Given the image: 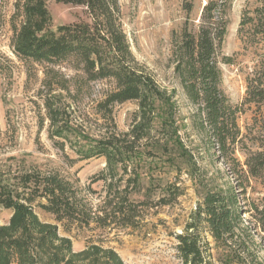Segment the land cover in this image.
I'll return each mask as SVG.
<instances>
[{
    "label": "rangeland",
    "instance_id": "1",
    "mask_svg": "<svg viewBox=\"0 0 264 264\" xmlns=\"http://www.w3.org/2000/svg\"><path fill=\"white\" fill-rule=\"evenodd\" d=\"M104 2L109 9L106 29L119 33L126 44L121 61L149 77L165 95L173 91L172 121L197 161L195 179L179 159L173 164L166 159L168 149L162 143L170 136V128L156 123L148 127L140 98L108 100L120 86L116 76L99 74L98 67L90 68L77 50L50 60L18 54L14 43L25 20L23 1L0 0V181L15 188L21 198L31 189L23 192V174L31 178L40 175L41 182L42 176L56 173L73 189L71 206L60 205V210L50 208L53 199L45 191L36 192L31 202L19 200L31 209L44 230L54 228L56 238L51 241L42 239L44 233H12L13 209L0 206V241L13 237L28 244L31 238L33 260L27 263L12 253L0 264H193L184 257L178 235L191 232L188 225L197 219L203 187L223 185L238 191V205L247 211L242 219L252 238L246 237L249 255L243 257H256L264 264V233L252 209V205L263 207L264 187L246 173L240 151L233 154L239 162H230L208 142L206 134L193 128L195 106L174 72L172 33L180 30L186 18L197 24L205 0ZM43 4L50 15L44 31L56 32L60 25L74 21L90 22L82 5L54 0H44ZM187 4H191L189 13ZM259 5L260 0H232L226 14V34L217 50L219 88L239 107L237 123L248 145L257 141L259 133L264 135V118L254 122L256 106L243 104L250 79L264 58V43L243 48L238 29L240 21ZM253 33L250 26L244 27V37L256 39ZM223 56L230 62L223 61ZM57 126L74 127L96 140H126L125 144L137 149L139 160L130 162L132 168L115 178L104 177L105 157L81 158L74 143L53 134ZM134 164H138L137 180L132 172ZM195 234L202 251L196 264H226L229 250L214 242L203 222ZM232 249L240 252L237 245Z\"/></svg>",
    "mask_w": 264,
    "mask_h": 264
},
{
    "label": "trees",
    "instance_id": "2",
    "mask_svg": "<svg viewBox=\"0 0 264 264\" xmlns=\"http://www.w3.org/2000/svg\"><path fill=\"white\" fill-rule=\"evenodd\" d=\"M22 12L25 20L21 31L16 34L15 50L23 57L34 60L60 59L70 51L77 50L87 60L86 64L92 68L97 66L101 75H114L120 80V86L108 100L139 99L148 127L155 125L169 129L170 136L162 145L168 149L166 159L177 163L179 159L186 168V173L191 179L198 169L194 155L184 146L178 135L177 126H174L172 101L173 91L170 95L162 93L153 81L132 69L121 61V53L127 51L124 39L112 29H106L109 9L104 0H54L56 3L82 5L85 7L90 22L74 21L67 25H60L56 32L42 28L50 21V15L44 5V0H22ZM232 0H205L198 23L194 25L189 19H185L179 31L172 33V55L174 58V72L178 76L181 87L188 100L195 106L191 116L193 128L204 133L208 142L217 147L220 155L230 159V162H239L234 153L240 151L244 157L243 164L246 173L261 181L264 187V135L259 133L257 141L250 145L243 141L240 128L237 123L238 106H233L229 99L219 88L221 71L218 67L217 50L220 49L226 34V14ZM189 13L191 4L184 5ZM253 29L252 37H244V27ZM238 35L246 49L264 43V0L251 11V15L240 21ZM255 40V41H254ZM92 56V58L90 57ZM229 63L228 57L222 58ZM243 104H254L256 113L254 122H260L264 118L261 113L264 104V58L257 65L254 76L250 79ZM146 111V114H145ZM53 134L74 143L77 154L81 158L91 156H104L106 159L107 178H115L120 172H126L131 167L130 162L139 160L140 154L136 148L124 141L102 138L96 140L87 136L83 131L79 132L74 127L57 126ZM174 150L176 153H169ZM229 162V163H230ZM228 163V162H227ZM138 164L133 165V175L138 179ZM131 174V171H129ZM37 175V174H34ZM39 175V174H38ZM40 176V175H39ZM30 177L29 174L20 175V186L25 188L28 196L22 197L20 193L7 183L0 181V206L12 208L13 216L10 219V230L16 233L22 230L24 234L38 233L42 239L56 238L54 228L46 230L38 223L37 217L31 209L19 200L31 202L33 195L45 191L52 196L51 209H59L60 205L71 206L69 202L73 195L72 186L58 174H47L40 182V177ZM33 181L30 187L28 183ZM41 183V184H40ZM200 184V183H199ZM204 188L202 202L198 205L194 222L191 221L188 228L191 232L178 235L181 242V250L184 257L196 264L202 253L199 239L195 234L201 222L205 224L209 235L214 242L224 250H229L226 264H263L256 257L245 259L242 254H248L246 237L252 236L245 224L242 215L247 211L238 205V191L232 186ZM25 194V193H24ZM72 210V207L70 208ZM257 213V225L264 233V205L259 209L252 205ZM60 210V209H59ZM46 237V238H45ZM31 238L25 243L18 238L3 239L0 241V262L7 260L15 253L17 258L31 263ZM237 245L239 253L234 246Z\"/></svg>",
    "mask_w": 264,
    "mask_h": 264
}]
</instances>
